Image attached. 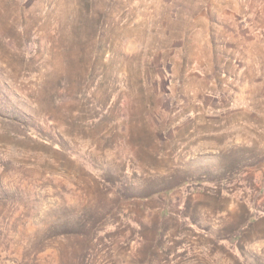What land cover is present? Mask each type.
I'll return each mask as SVG.
<instances>
[{
	"label": "rangeland",
	"instance_id": "rangeland-1",
	"mask_svg": "<svg viewBox=\"0 0 264 264\" xmlns=\"http://www.w3.org/2000/svg\"><path fill=\"white\" fill-rule=\"evenodd\" d=\"M0 264H264V0H0Z\"/></svg>",
	"mask_w": 264,
	"mask_h": 264
}]
</instances>
